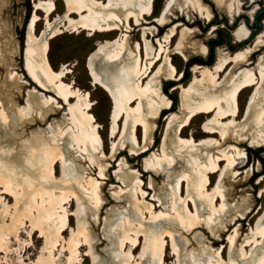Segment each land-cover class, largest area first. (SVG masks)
I'll return each instance as SVG.
<instances>
[{
  "label": "bare ground",
  "instance_id": "bare-ground-1",
  "mask_svg": "<svg viewBox=\"0 0 264 264\" xmlns=\"http://www.w3.org/2000/svg\"><path fill=\"white\" fill-rule=\"evenodd\" d=\"M62 1L64 3L63 12L51 21L50 17L56 10L55 0H32L33 10L26 24L23 43L24 47L20 52V55L22 56L23 61L22 68L26 71L30 80L43 91H48L45 89H50L62 100V103L67 106V123L62 126L56 125V127H51L49 130L51 135L48 136L43 135L33 139H21L19 137L21 140L19 141V144H21L19 145V149L22 152L19 149V152H11L10 146H6V144L0 145V186L3 188L2 193L6 192L15 198L14 210L12 212L6 205H3L0 211L3 217L7 214L10 215L11 222L8 229L11 230L10 232H14L15 237L19 235V233L17 234V225L23 223V217L27 218L33 228L36 227L35 230L39 229L40 233L44 234V244L46 241L45 251H47L48 254L42 256V258L45 259L46 264L57 263L54 248H56L58 241L63 242V244L61 243V247H63L64 252L68 251V263H75L77 261V264H81L80 260H78L79 249L81 246H88L93 264H95L97 257L93 252L92 237L86 229L85 218L80 216L84 211V206L81 205V198L83 197L80 198L77 192L78 190L76 189L77 185L75 186V183L73 182L76 179L72 180L71 178L70 180L67 176L68 173H74L75 166H78L80 162H78L79 159L77 160L75 156H71L73 153H69L70 151L67 144L80 153L88 151L96 155V153H104L103 141L99 134L95 117L90 113V101L87 99L88 92L84 93L72 83L64 81L66 73L69 72L66 64L61 63L57 69H53L47 57L48 40L65 31L80 32L82 30H87L89 35H95L98 32L106 33L111 32L113 29H120L121 25L123 26V30L127 31L131 26V20H133L135 25L142 26L141 40L143 42V51L145 54V64L143 68L141 65V43L138 42L134 46L136 52L134 54L131 53V51L128 53L132 55L133 60L124 65L117 64V69L114 72V80H112L106 72L110 65L113 67L119 62L118 59L122 53L127 50V47L129 46L128 38L124 41H121L122 39L120 38L115 40L105 39L103 42L100 41L96 43V47L88 53L86 58V68L90 76L91 84L103 89L112 100V108L110 112L111 127H109L110 135L112 138L115 137V131L118 132L120 128L119 121L124 117L120 138L128 129L131 143L139 145V137L137 138L136 130L139 125L142 126V136L144 140V144H142L144 147L142 148L144 149L139 153H145L148 150V142H146V139L150 133L146 122L143 121L144 119L139 117L140 115L132 116L131 114L132 102L135 100H138V103L141 102V92L146 89L148 83L151 82V79H148L145 85L142 86V79L149 75L162 56L163 62L154 73L153 78H157L158 80L156 82H160L162 77L171 79L176 76V68L174 64L171 59L168 61V48L171 46L170 43L173 42V38L176 36H178V40L175 43L174 52L180 54L183 58L187 57L189 50H193L198 53L196 54V57L203 59L199 54L205 52V47L199 44L196 40L190 41V36L193 33L192 28L175 21L169 25L161 38L156 39L159 49L155 58H153L154 50L152 43L148 38V34L154 32L155 26L147 27L142 25V22L146 21V17L151 16L153 12L152 10L154 9V0ZM175 1L176 0H165L159 14L153 18V21L156 24L162 25L169 21V14L173 10ZM213 1L218 7L225 9L226 12H239L240 10L238 0ZM184 2L185 3H180L178 5L181 12L186 10V13L189 15L188 10L195 8L197 11L204 14L206 18L209 17V13L205 11L203 6L199 3V0H185ZM36 10H41L43 12V18L39 17ZM72 14H76V17H73ZM252 14H249V18L246 14H241V16L247 18L246 26L249 30L243 24H240L232 32L236 39L243 38L237 43L240 47H237L232 51L235 52L233 55H216L215 61L210 63V66L195 65L193 67V80L196 81L197 87L192 89H195V92L199 93L201 98L199 97L200 99L197 101H192L193 99L191 100V97L193 95H190L185 91H182L180 95L181 107L184 110V114L181 120L177 122V124H174V136L173 138L170 136L168 137V140L170 141L168 142V145L171 151L182 149V152H179L180 156L181 153H184L185 156L182 164L190 162L189 164L195 169V172L189 181L186 175L188 172L185 171L188 168L185 169L182 167V169H180L175 177L169 182L170 186L168 187V193L166 194H168L170 198V202L168 201L170 212L164 213V211H156V209H153L155 207H152V204L147 203L142 206L141 202L138 200L136 201V199H138V191L143 193L141 190V183L136 175L130 178L129 185L132 190L129 193L132 198L131 217L137 219L139 225L135 224L132 218L125 215L124 212H122V215L119 218L117 217V219L111 224L110 228H115L117 230L116 233L112 231L116 238L112 250V257L118 260V264H130L133 260V251L139 245V237L141 235L144 236V242L142 250L138 254L140 259L144 258L148 253L150 259H152L151 264H164V251L166 247L165 238L168 236L171 241V248L178 256L177 259L179 262L180 255L178 254V248H176L175 245L176 241L174 236V232H177L178 227L187 230L190 228L192 229L195 224L197 225L200 219V212L198 213V211L201 208H205V211L206 209L213 211L221 210L224 207L221 208L222 204H220L218 208H215L217 198L220 197L223 199L224 195L220 194L218 188L214 187L209 191L208 187L210 186L212 174L220 170V164L222 161L225 160L226 165L224 171L221 170L222 174H220V178L223 179L226 170H231V168L234 167L235 153L233 155V153L231 152L230 154L229 151L232 149L236 152L237 156L239 154L237 148L231 143L229 144L228 150H221L214 158L208 154V162L205 163L203 161V156H200L195 149L196 144H194L195 141L193 136H190V138L185 140L181 139V135L185 133L184 128L179 132L182 125H188L191 119L197 115L206 114L207 118H209L213 113V115L202 124L203 132L208 134L199 140L197 143L198 145H213L215 140L211 137H213L214 134H219L222 141L231 138L234 142H237L246 136H251L253 141L264 144V50L257 56L254 66L242 67L241 65L247 62V57L251 52L258 50L264 45V22L261 20V32L259 31L260 33L257 32L255 34L256 37L250 45L240 50L244 43L251 41L252 35H249L248 37L245 36H247L250 31L251 26L248 22L249 19L252 18ZM39 20L43 21V29L40 31V34H37L36 25ZM180 25H182L181 29L178 28ZM228 37L232 39L231 32L228 34ZM227 41L229 45L231 41L229 39ZM232 49L228 47L229 51ZM149 55L150 57H147ZM147 60L148 63L146 62ZM229 64L231 65L226 70ZM224 71V76L221 81H219L220 73ZM196 73L201 75L198 81L196 79ZM178 80L180 81L181 79ZM165 85L166 81L164 82L162 90H164ZM246 89H251L252 92L244 107L243 116L245 119H243L242 122H236L235 120L239 117L240 113L238 95ZM202 90L203 92H201ZM150 91L151 95L154 94V96L152 95L153 98L149 96L150 99L147 101L145 108H143V112L155 115L159 112L160 108L164 107L165 110V108L170 106V101L168 100L169 97L165 98L160 95L157 87H151ZM31 92H35V90H32ZM73 100L74 102H72ZM52 103L54 102L51 96H43L40 93H29L25 107L19 109L18 112L22 116L27 115L28 117L30 113L36 111L37 113H40L41 117H43L48 111L53 110V107H51ZM6 111L5 108H1L0 106V116H2V119L4 120L3 124L8 126L10 120L8 121L7 119L9 118V114ZM226 119H228V121ZM247 119L248 121L244 123V120ZM223 120L226 121L223 122ZM20 121L23 124L26 122L24 119H20ZM167 128L168 127H166V132ZM230 134H233L232 137ZM166 139L167 136L162 138L160 143V157L155 156V153H153L154 156L152 154L144 159V170L152 172L161 169L163 171V169H169L172 165L174 159L171 154L173 153L167 150ZM112 144L113 146L111 147L114 150L116 146L114 143ZM193 146L195 148H192ZM3 149L8 150L9 154H2ZM177 154L178 153L175 155ZM91 157L93 158L94 156L92 155ZM93 159L94 160L91 159L90 161L96 163L99 162V159ZM21 160L33 169H28L21 165ZM57 162L60 163L62 175L65 176L64 178H56L55 165ZM102 170L103 169L99 171L100 174H102ZM79 177L81 176L79 175ZM92 180L93 178H89L80 181L76 180V182L78 181V185L83 187L84 185L82 182L85 181L86 184L90 185L92 188L91 193L94 195L93 198H96L94 192L95 186L92 185ZM183 182H186L184 197H182L181 193ZM20 189L21 191H19ZM73 198L77 202L74 211L77 217V226L76 229H70L69 237L65 239L62 235L69 226V214L72 213H68L64 204H71ZM0 202H3L1 196ZM96 202L98 203V201ZM189 202H191L194 207L193 212L189 208ZM20 206H24L27 211L25 212L22 210ZM143 209L144 213L147 212L149 214L148 222L150 221V223L147 225H144L143 222H141ZM34 210L38 212L37 215L34 213ZM95 211L98 212L99 207H96ZM165 211H167V209ZM212 215L216 214L214 213ZM52 216L56 217V220L51 227V225L48 224V219ZM124 218L127 221V225L122 224ZM144 218H146V216H144ZM211 219L212 218H210V220ZM156 221H160V224L154 223ZM204 224L206 223L204 222ZM43 225H45V227H43ZM207 225L208 224H206V226ZM211 225L209 224V227ZM262 225L257 223L255 227L253 226L254 228L251 229L252 233L250 232L251 235L246 239L247 245L251 246L252 244H256L259 237L264 238V226ZM214 227L215 226H211L212 229ZM44 230H47L48 235ZM19 232H21V230ZM228 240L233 244V239H231L230 234ZM127 243L128 248L125 251L124 249ZM6 250L9 251L8 248L5 247L4 239L1 238L0 234V252H7ZM62 252L58 253V257L64 256ZM241 252L242 253H240L239 257L242 258L241 256H244L245 258L247 256V251L244 250ZM84 254L87 255L88 253ZM194 256L195 255L189 253L185 259V264H218L222 258L221 253L217 256H213L211 253H206L200 259ZM233 262L234 259L230 257L225 264H232ZM252 264H264V248L259 255L254 258Z\"/></svg>",
  "mask_w": 264,
  "mask_h": 264
},
{
  "label": "rangeland",
  "instance_id": "rangeland-1",
  "mask_svg": "<svg viewBox=\"0 0 264 264\" xmlns=\"http://www.w3.org/2000/svg\"><path fill=\"white\" fill-rule=\"evenodd\" d=\"M184 1L185 0H176L173 10L171 11L172 14H169V21L166 24L160 25L156 24L153 21V18L159 14L165 0H154V10L151 16L146 17V21L142 22V25L147 27L155 26L154 32L148 34V38L150 39L154 50L153 58H155L159 49L156 39L161 38L169 25L175 21L182 23V25L185 24L187 27L193 29L190 41L196 40L199 44L205 47V52L199 55H201L203 59H206L208 56L209 64L210 60L211 63L215 60L216 55H233L235 52L232 51L237 48L239 44L229 51L226 46L222 45L224 37L228 38L230 41L237 42L234 35H232V39H230L228 34L233 32L240 24L247 27V18L242 17L241 14L249 16V14L254 12L257 6L264 4V0H238L239 12H226L225 9L218 7L213 0H199V3L203 6L205 11L209 13L207 19L204 14L200 13V11H197L195 8L188 10L189 15L186 13V10L181 12L178 5L180 3H185ZM55 4L56 10L50 17L51 21L64 10V3L62 0H55ZM32 10V0H0V106L7 110L6 112L9 114V118L7 119L8 121L10 120L8 126H6L3 124L4 120L2 119V116H0L1 124L4 125L0 124V145L6 144V146H10L11 152H19V145H21L19 144V141H21L19 137L21 139H33L43 135L48 136L51 135L49 131L51 127H56V125L62 126L67 123V106L64 105L62 100L50 89H45L48 91H43L39 88L30 80L26 71L22 68L23 61L22 56L20 55V50L24 47L25 28L32 14ZM36 11L39 17L43 18V12L41 10ZM235 14L237 17H235ZM72 16L76 17V14H72ZM213 17V25L207 26L206 22L212 20ZM261 20L264 22V12L261 14L260 21ZM248 23L251 25L250 31L253 34V37L251 36V41L244 44L240 50L253 42L256 37V30L259 27L258 25H254L253 14ZM234 24H236V26L230 28ZM182 25L178 26V28L181 29ZM141 27L142 26L135 25L133 20H131V26L127 31L123 30L122 25L120 26L121 30L113 29L111 32H98L95 35H89L87 30H82L80 32L65 31L48 40L47 57L53 69H57L61 63L66 64L69 72L66 73L64 81L72 83L84 93L88 92L87 99L90 101V113L95 117L97 128L103 141L104 153H96V155L88 151L80 153L67 144L70 151L69 153H73L71 156H75L77 160L79 159L78 162H80L78 164L79 167L75 166L74 173H68L67 176L70 180L72 178V180L76 179L79 181L82 179L93 178L92 185L95 186L94 192L96 198H93L94 195L91 193L92 188L90 185H87L86 182L83 181L82 184L84 186L81 187L78 185V181H73L75 186L77 185L76 189L78 190L77 192L80 198L83 197L81 198V205L84 206V211L80 216L85 218L86 229L92 237L93 252L97 257L95 264H118V260L112 257V250L116 242V238L112 231L116 233L117 230L115 228L111 229L110 226L117 217L119 218L122 215V212L130 217L132 215V198L129 194L130 191H132L129 185L131 177L135 175L138 176L141 183V190L143 191V193L138 191V199H136V201L138 200L141 202L142 206L150 203L152 204V207H155L153 209H156V211H164V213H168L170 212V206L168 204L170 198L166 193H168V187L170 186L169 182L175 177L180 169H182V167L185 169L188 168L185 171L188 172L186 175L189 181L195 172V169L190 166V162L182 164L185 157L184 153H181V156L179 155V152H182V149L171 151L168 145V142H170L168 137L170 136L173 138L174 136V124H177L184 114L180 100L182 91H185L190 95L192 94V101H197L201 98V95L196 93L195 89H192L197 87L196 81L193 80V67L198 64H195L194 60H191V57H195L198 53L189 50L186 58L175 53L174 46L178 40V36L173 38V42L170 43L171 46L168 48V61L171 59L174 64L176 68V76L171 79L162 77L160 82H156L158 79L153 78L154 73L163 62L162 56L149 75L142 79V86L145 85L148 79H151V82L148 83V87L141 92V102L138 103V100L132 102V116L140 115L139 117L144 119L143 121L146 122L147 127L150 130L146 139V142H148V150L145 153H139L144 149L142 148L144 147V145L142 146V144H144L142 126L139 125L136 130L137 138L139 137V145L131 143L128 129L120 138L124 117L119 121V131H115V137L112 138L109 128L111 127L110 112L112 108V100L103 89L91 84L90 76L86 68V58L88 53L96 47V43L100 41L103 42L105 39L115 40L120 38L122 39L121 41H124L128 38L129 40L127 50H125L118 59L119 62L120 60L121 62H117L113 67L110 65L106 70L112 80L115 78L114 72L117 69V64L124 65L133 60L132 55L128 53H130V51L133 54L136 52L134 46L138 42L141 43V65L143 68L145 64V54L143 51V42L141 40ZM212 27L215 29H211ZM159 28H162V30L159 31ZM42 29L43 21L39 20L36 25V33L40 34ZM263 50L264 45L258 50L251 52L247 57V62L241 64L242 67L254 66L257 56L261 54ZM147 57H150V55ZM146 62L148 63V60ZM230 65L231 64L228 65L226 70ZM225 71L220 73L219 81L223 78ZM196 76L198 81L201 75L196 73ZM178 79L181 80L179 81ZM165 81L166 85L164 90H162ZM151 87H157L159 94L165 98L169 97L168 100L170 101V106L168 108H165V110L164 107L160 108L159 112L155 115L143 112V108H145L147 101L150 97L153 98L152 95L154 96V94L151 95ZM32 90H35V92H31ZM201 92H203V90ZM251 92V89H246L239 93L238 103L239 106L243 105V108L241 111L239 110L240 113L239 117L235 120L236 122H242L243 119H245L243 111ZM29 93H40L43 96H51L54 102L51 106L53 107V110L48 111L43 117H41L40 113H37L36 111L30 113V116L28 115V117L27 115L22 116L19 114L18 110L25 107ZM72 102H74V100ZM212 115L213 113L210 117ZM209 118H207L206 114L197 115L191 119L188 125H182L179 132L182 128L185 129V133L181 135V139L183 140L193 136L196 148L194 146L192 148H195L197 153L200 156H203V161L205 163L208 162L209 155L214 158L221 150H228L229 144L231 143L237 148L239 152L237 156L236 152L232 149L229 151L230 154L231 152L233 155L235 153L236 158L234 157V167L231 168V170H226L224 178L222 179L220 178V174H222L221 170L224 171L226 165V161H222L220 164V170L212 174L210 186L208 187L209 191L216 187L220 191V194L224 195L223 199L220 197L217 198L215 208H218L220 204H222L221 208L224 207L221 210L213 211L208 209L205 211V208H201L198 211V213L200 212V219L197 223L199 226L195 224L192 229L190 228L187 230L178 227L177 232H174V236L176 241L175 245L176 248H178L177 251L180 255L179 262L177 259L178 256L173 252L171 241L167 236L165 238L166 247L164 251V264H185V259L189 253L195 255L194 257L198 259L202 258L206 253H211L213 256H217L221 253L222 258L218 264H225L230 257L234 259L232 264H252L254 258L258 256L264 248V238L262 237H259L257 243L254 245L252 244L249 246L246 243V239L252 233L251 229L254 228L257 223L260 225L263 224L262 226H264V150L258 148L264 147V144L253 141L251 136H246L245 138H242V140L234 142L231 138L222 141L219 134H214V136L212 135L213 137H211L215 140L213 145H198L197 143L199 140L208 134L203 132L202 124ZM20 119L26 120L27 123H21ZM226 120L228 121V119ZM226 120H223V122ZM244 121V123H246L248 119ZM166 127H168L167 132ZM230 135L232 137L233 134ZM166 136V148L173 153L171 154L174 159L172 165L169 169L165 168L163 171L161 169V171L159 169V171L156 170L157 172L144 170L145 158L153 153H155V156L157 157L161 156L160 143L162 138ZM112 143L116 146L114 150L111 147L113 146ZM176 153L178 154L175 155ZM2 154L7 155L9 154V151L3 149ZM92 155L94 156L93 158L99 159V162L96 163L90 161L91 159L94 160L91 157ZM21 165L28 169H33L22 160ZM55 168L56 178H64L65 176L62 175L59 162L56 163ZM101 169H103L101 171L102 174L99 172ZM79 175L82 178L79 177ZM185 184L186 182H183L181 190L182 197L185 196ZM19 191H21V189ZM2 192L3 188L0 186V196L3 199V202H0V209L3 205H6L12 212L14 210L15 198L6 192ZM96 201H98V203ZM76 205L77 202L74 198L72 199L71 204H64L68 213H72L69 214V226L62 235L65 239L69 237L70 229H76L77 226V217L74 213ZM96 207H99L98 212L95 211ZM20 208L25 212L27 211L24 206H20ZM189 208L192 212L194 211L191 202H189ZM166 209L167 211H165ZM213 212L216 215L218 214V217L212 215L214 214ZM34 213L36 215L38 214L36 210H34ZM144 216H146V218H144ZM148 217L149 214L147 212L144 213L143 209L141 222H143L144 225L150 223V221L148 222ZM50 218L48 219V224L52 227L55 223L56 217L52 216ZM131 218L135 224L139 225L137 219L133 217ZM210 218H212V221ZM160 221L154 223L160 224ZM10 222V215L7 214L3 217L0 211V234L1 238L4 239L5 247L9 250H6L7 252H0V264H46L45 259L42 258V256L48 254V252L45 251L46 241L44 244V234L40 233L39 229L35 230L36 227L34 226L35 228H33L27 218L23 217V223L17 225V234L19 233V235L15 237L14 232H10L11 230L8 229ZM204 222L208 225L206 226ZM122 224L127 225L125 218L124 221L122 220ZM209 224H212L211 226L215 227L212 229L211 226L209 227ZM43 227H45V225H43ZM20 230L21 232H19ZM44 232L48 235L47 230H44ZM229 234L231 235V239H233V244L228 240ZM143 242L144 236L141 235L139 237V245L132 254V258L135 262L132 260L130 264L152 263V259H150L148 253L142 259L138 256L139 252L142 250ZM61 243L63 244V242L58 241L56 248H54L55 258L57 260L56 264H77V261L75 263H68V251L64 252ZM127 248L128 243L124 250L126 251ZM79 250L78 260H80L81 264H93L88 246H81ZM244 250L247 251V256L245 258L244 256H241L242 258H240L239 255L242 253L241 251ZM61 252L64 256L58 257V253ZM84 253H88L89 255H85Z\"/></svg>",
  "mask_w": 264,
  "mask_h": 264
},
{
  "label": "flooded vegetation",
  "instance_id": "flooded-vegetation-1",
  "mask_svg": "<svg viewBox=\"0 0 264 264\" xmlns=\"http://www.w3.org/2000/svg\"><path fill=\"white\" fill-rule=\"evenodd\" d=\"M153 10H154V9H153ZM153 10H152V11H153ZM262 13H263V12H262ZM262 13H260L259 16H258L259 20H260V17H261V14H262ZM253 14H254V13H253ZM235 17H237L236 14H235ZM242 17H245V16H242ZM245 18H246V17H245ZM248 18H249V16H248ZM207 19H208V18H207ZM253 19H254V18H253ZM249 20H251V19H249ZM225 21H226V18H225ZM213 23H214V17H213L212 20L206 22L207 26H212ZM249 25H250V24H249ZM254 25H255V23H254ZM235 26H236V24L232 25L230 28H234ZM250 26H251V25H250ZM261 26H262V24H261ZM246 28H247V27H246ZM211 29H215V28L212 27ZM247 29H248V28H247ZM258 29H259V27H258ZM258 29L256 30V32H259V31H260V29H259V30H258ZM250 32H251V31H249L248 36H249V35H252V37H253V34H252V33L250 34ZM260 32H261V31H260ZM260 32H259V33H260ZM231 35H233L232 32H231ZM257 35H258V34H257ZM248 36H245V37H248ZM245 37H244V38H245ZM240 39H242V38H240ZM240 39H237V40H236L237 42H233V41L231 40V43L228 45V41H227L228 39L224 37V42L222 43V45L226 46L227 49H228V47H230V48L232 49V48H234V47L237 45V43H238L239 41H241ZM233 43H234V44H233ZM248 43H249V42H248ZM244 44H246V43H244ZM244 44H243L242 46H244ZM237 47H239V46H237ZM235 49H236V48H235ZM254 55H255V54H254ZM210 59H211V58H210ZM203 60H205V59H203ZM214 61H215V60H214ZM210 63H211V60H210ZM198 65H200V64H198ZM201 65H208V66H210L209 63H208V64H201ZM242 108H243V105L240 106V111L242 110Z\"/></svg>",
  "mask_w": 264,
  "mask_h": 264
},
{
  "label": "water",
  "instance_id": "water-1",
  "mask_svg": "<svg viewBox=\"0 0 264 264\" xmlns=\"http://www.w3.org/2000/svg\"><path fill=\"white\" fill-rule=\"evenodd\" d=\"M262 12H264V4L261 6H258L257 9L254 11V14H253L254 23H255V25L259 26V29H261V21L259 20L258 16ZM21 51H22V49L20 50V52Z\"/></svg>",
  "mask_w": 264,
  "mask_h": 264
},
{
  "label": "trees",
  "instance_id": "trees-1",
  "mask_svg": "<svg viewBox=\"0 0 264 264\" xmlns=\"http://www.w3.org/2000/svg\"><path fill=\"white\" fill-rule=\"evenodd\" d=\"M28 1V0H27ZM263 5V4H262ZM160 30H162V28H159V31ZM254 55V54H253ZM191 60H194V62H195V64H208L209 63V58H208V56H207V58L205 59V60H203V59H200V58H198V57H191ZM51 64V63H50ZM52 66V65H51ZM258 148H261V149H263L264 150V147H258Z\"/></svg>",
  "mask_w": 264,
  "mask_h": 264
}]
</instances>
